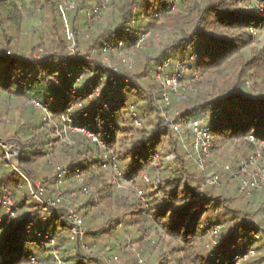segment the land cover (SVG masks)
Returning <instances> with one entry per match:
<instances>
[{"label": "trees", "instance_id": "trees-1", "mask_svg": "<svg viewBox=\"0 0 264 264\" xmlns=\"http://www.w3.org/2000/svg\"><path fill=\"white\" fill-rule=\"evenodd\" d=\"M75 2L64 32L59 0H30L33 9L46 15L50 28L36 48L47 43L51 50L32 57L5 54L12 43L9 30L20 27L23 9L15 0H0V95L38 101L52 121L44 124L42 111L30 104L0 106V139L20 144L17 163L29 180L7 161L0 146V187L10 191L15 213L9 219L0 204V264H56L54 248L62 264H106L107 260L87 254L70 239L66 200L72 201L82 219L91 218V211L98 209L107 213L99 227H85L86 248L99 238L113 236L123 225L116 212L129 207L128 220L139 226L136 243L143 244L149 223L161 243L181 245L170 249L174 264H215L216 260L233 264V254L250 248L255 255L246 264H264V242L257 243L260 234L264 240V209L258 206L242 215L230 206V198L205 184L191 168L178 132V126L202 119L211 132V152L227 140L248 136L264 140L260 138L264 133V44L252 47L249 32V28L264 29V0H110L113 17L100 24L99 13L87 0ZM89 17L98 22L90 35L91 23L85 24ZM158 31L169 33L161 48L136 47L142 34ZM67 32L74 42L72 54L65 49ZM106 47L113 51L106 53ZM135 52L133 64L121 55ZM106 54L116 55L114 66L103 62ZM172 57L175 68L199 76L193 83V99L184 100L156 78L157 72L163 75L173 69ZM96 88L98 95L88 98ZM163 93L168 94V103ZM56 98L59 106L53 104ZM65 114L68 122H62ZM68 123L94 131L112 150L120 177L102 168L104 150L84 136L68 132L73 143L61 142L59 134L63 136ZM49 155L66 170L64 180L72 182L60 190L59 206L43 211L31 191L46 197L55 189L57 171L41 161ZM113 177L138 184L142 197L128 203L127 197L116 192ZM143 201L146 208L141 206ZM214 226L219 227L215 244L210 242ZM237 230L242 231L240 239L248 242L245 250L237 244ZM45 236L55 241V247ZM204 238L207 257L198 251ZM120 247L116 246L118 252ZM119 254L121 264H138L134 254ZM158 264H170V258L162 257Z\"/></svg>", "mask_w": 264, "mask_h": 264}, {"label": "rangeland", "instance_id": "rangeland-1", "mask_svg": "<svg viewBox=\"0 0 264 264\" xmlns=\"http://www.w3.org/2000/svg\"><path fill=\"white\" fill-rule=\"evenodd\" d=\"M18 4H20V8L23 9V19L21 21L20 27L18 29L10 28L9 34L12 39L10 52L11 53H23L25 55H29L32 57H39L43 53H50L51 50H49V46L47 43H43V47L37 49V45L39 44L40 40L42 38H45V34H47L49 28L46 15H41L38 11V9H33L32 5L30 3V0H15ZM74 5H76L75 0ZM97 0H87L88 5L90 7L94 6L95 2ZM260 13L262 10H259ZM72 14V11L67 14V17L62 20V28L64 32H66V28L69 25V18ZM173 14V13H172ZM89 15H87L88 18ZM113 17L111 9L107 6L106 10H102L99 15V24L104 22L111 21ZM94 20L89 17V19L85 20V24L91 23V25L88 27V34L90 35L94 31V27L98 24V22H93ZM66 35V34H65ZM169 36L168 31H158V32H151L149 33V38L147 41H145L142 46L148 47L150 45H153L155 48H161L163 44L166 42L167 38ZM253 38L252 47H261L264 44V29L261 31H255V34H251ZM67 38V45H66V53L72 54L74 50V42L72 39V35L67 32V35L65 36ZM1 49V46H0ZM137 53H129V54H121L124 57V61L128 64H133L134 60L133 57ZM116 55H112V58H109L108 54L106 56H103V62L106 64H112L113 65V57ZM93 57H95L93 55ZM173 60H171L174 63L173 69H167L165 70V73H160V77H169L173 73H177L176 77V91L174 92L177 95H181V97L186 100L187 97L193 99L195 95V91L193 88V83L196 81L198 82V75L194 74L191 71H184L180 69H175V63L176 59L175 57ZM7 63H10L8 61ZM7 63H3L2 66H4ZM114 66V65H113ZM164 72V71H163ZM189 72H191L189 74ZM226 72V71H225ZM165 75V76H164ZM167 75V76H166ZM219 77V79H221ZM201 84V83H200ZM246 85L249 87L251 86L249 82H246ZM180 88V90L178 89ZM184 91V92H182ZM188 92L189 95H186L185 93ZM55 103L54 105L59 106L61 104V101L59 99H54ZM51 104V107H54V105ZM29 105V103L25 100H18L14 98H7L5 95H0V106L4 107H20ZM41 110V109H40ZM42 111V110H41ZM44 111H42L43 113ZM44 115V113H43ZM51 123V121H50ZM180 134L183 136V142H184V148L187 150H191V144L193 142V135L191 133V125H184L181 127L178 126ZM186 136V138L184 137ZM264 137V133L262 132L260 134V138ZM72 136L68 134V131H66V134L61 138V142L66 145H71L73 143ZM7 141V140H6ZM17 143L13 141H7L1 148L3 149L4 153L6 152V149L8 146H10V151H15L16 154L19 152V147L16 145ZM184 148H182L184 151H186ZM8 150V149H7ZM256 152H261V154L264 155V140L255 138V141H251L249 137L245 139H234V140H227L225 142H222L219 144L213 152H209V156L205 159L204 163V169L200 170L196 167L195 161L192 158H188L191 161V168L196 169L200 173L203 179L205 180L207 177H210L212 175L218 176V185L215 186L216 189L220 192H222L225 196L230 198L231 203L230 206L233 209H236L238 211H241L242 215L243 213L247 211H253V209H256L258 206L262 207L264 209V201L261 195L263 194L262 191L253 194L250 198L243 196L239 197L240 193L238 192V184L236 181V178L234 175L238 172L239 165L250 155ZM10 157V160L12 157ZM42 162H46L47 166L51 165L49 164L50 161L55 167H59L58 164H56L55 159L52 155H49L48 157H45V159L41 160ZM52 168V167H51ZM108 172L111 173L109 170ZM109 176V175H108ZM155 176V175H154ZM72 181H65L63 179L62 183L58 185V190H62V187H66V185L71 184ZM205 182V181H204ZM115 183V182H114ZM116 183H118V186H116V192L126 200H128V203H135L138 200V189H141L138 184H133L128 181H125L124 179H117ZM56 188V185H55ZM92 190V187H91ZM264 190V188H263ZM137 193V194H135ZM140 196V195H139ZM144 202V201H143ZM142 202V203H143ZM142 207L146 208L147 203L144 202L141 204ZM110 208L114 210V206L110 205ZM115 211V210H114ZM132 211V208L127 207L126 209L118 210L116 214L118 213L119 216L122 219V226L118 227L116 229V232L113 236L108 238H99L96 243L93 246H90L89 248H86L84 245V235L82 238V243L79 245L80 248H84V251L87 254H90L91 256H99L106 261V264H121L118 260V257L121 256V254L124 255V257H129V254H134L136 258H138V264L141 263H151V264H158L160 259L162 257H169L170 258V264L173 263V257H175L173 254L170 253V249L174 247L175 249H179L181 245L176 241H167L168 239L165 238V244L161 243V240H159L158 236L155 235V226H150L149 223L146 225L145 230L146 233L143 244L136 243V239L139 237V232H137V228L139 226L133 225L130 223V221L127 218V214H129ZM262 210V214H263ZM96 214V215H95ZM107 213L100 209L91 211L92 217L90 218L88 216L87 219H82V225H83V231H85V227L89 226L91 228H97L101 224V221L105 218V215ZM231 214V213H230ZM230 214H226L227 216ZM94 215V216H93ZM127 219V220H126ZM140 225V224H139ZM143 227V226H141ZM142 229V228H141ZM243 236L242 231L237 230L236 231V238H237V244L240 249H244L248 247L247 241H242L240 238ZM258 238V237H257ZM144 242L146 243L144 245ZM264 240L261 238V234L259 235V239L257 240V243L263 244ZM206 238L202 240L200 243V248H198V251L200 252V255L203 257H207L208 249L205 246ZM121 245L119 252L117 251L116 246ZM254 245V244H253ZM87 250V251H86ZM231 254V253H230ZM167 255V256H166ZM229 255V254H228ZM107 258V259H106ZM215 264H223L220 260L214 261ZM58 264V263H56ZM86 264H92V263H86Z\"/></svg>", "mask_w": 264, "mask_h": 264}, {"label": "built area", "instance_id": "built-area-1", "mask_svg": "<svg viewBox=\"0 0 264 264\" xmlns=\"http://www.w3.org/2000/svg\"><path fill=\"white\" fill-rule=\"evenodd\" d=\"M109 1L110 0H97V2L93 6L94 12L100 13L102 10H106ZM58 8L60 13L62 14V17L65 19L66 15L74 10L75 5L73 0H59ZM259 10L263 11V8L260 6ZM249 32L250 34L253 35L255 34V30L253 28H249ZM148 38H149V32L142 34L140 36V39L136 47L139 48L145 41L148 40ZM111 51H113V49H111L110 47H106L105 49L106 53H110ZM5 54L11 55L12 53L10 51H6ZM169 61L170 59L167 60V63H169ZM175 69L177 71V67ZM176 75L177 73H173L169 77L162 78L160 77V72H157L156 78L159 80L160 84L164 88L169 89L171 92H175L177 90ZM111 87L114 88L115 85L113 84ZM97 95H98V88H96L93 93L89 94L88 98H92ZM168 99H169L168 94L163 93V100L165 103H168ZM28 103L34 108L41 109L42 111H44L43 112L44 124L50 123L51 119L44 105L34 100H31ZM132 115H134V112H132ZM68 117L69 116L67 114L62 115L61 116L62 122H68L69 121ZM69 124L70 123H68V125L63 126V131H62L63 136L66 134V131L71 133H78L84 136L90 142L101 147L104 150L102 168L107 171L110 170L111 172L116 173L120 177L112 150L104 146L103 142L97 137L94 131L85 128L83 126H71ZM190 125L192 129L193 142L191 144V150H187V149L185 150L187 152L188 157L192 158L195 161L196 167L199 168L200 170H203L205 159L209 156V152H210L211 132L210 129L207 127V125L204 124V121L202 119H194L191 121ZM175 130H177V127H175ZM59 136L60 139L63 137L61 133L59 134ZM248 137L250 138L251 141L253 142L255 141L254 137L252 136H248ZM4 144L5 142H3L2 139H0V146H3ZM7 147L8 150L6 149L5 152L7 161L10 162L13 165L14 169H16V171L22 175L20 169L17 168L10 160L11 156L17 155L16 152L10 151V146L7 145ZM155 158L156 155H154V160ZM49 164L51 165L52 169L57 171L56 188L51 192L49 196L46 197L43 196L42 193L40 194L31 191V194L34 197V199L41 204L43 211H47L50 207L59 206L62 195L60 190H58V185L62 183L64 177H67V172L65 169L55 167L51 163V161ZM22 176L29 183L27 177H25L24 175ZM76 177L78 180L81 181V178H79L78 175ZM234 177L236 178L238 184V192L243 194L244 196L250 198L253 194L262 191V189L264 188V155L261 154V152L260 153L256 152L248 156L239 165L238 172L234 175ZM117 179L119 178L113 177V182H115V184L118 186V183H116ZM142 179L145 182L148 181V178L146 177L145 174L142 176ZM204 181L205 184L210 186H217L219 183L217 175H212L210 177H207ZM36 187L38 188L39 185L36 184ZM71 194L72 196H75L73 192ZM138 194L141 196L140 191H138ZM71 202H72L71 200H66V206H65V214L70 223V239L75 243L81 244L84 235L82 219L72 207ZM0 204L4 209V211L6 212L7 217L9 219H12L15 214L13 210V200L11 198L10 191L7 190L4 186L0 187ZM263 215H264V211H263ZM218 230H219L218 226H214V228L212 229L210 242L213 244H215V237L218 233ZM254 236L257 238L258 234H255ZM44 238H46L48 242L52 246H54L55 241L52 238H48L47 236H45ZM54 249L55 250L53 253L56 262L58 264H62V262L59 260L57 256V248ZM254 255H255V251L250 248L243 254H238V253L233 254L230 261L233 264H246V262H248V260L251 259ZM33 262L35 261L33 260Z\"/></svg>", "mask_w": 264, "mask_h": 264}, {"label": "water", "instance_id": "water-1", "mask_svg": "<svg viewBox=\"0 0 264 264\" xmlns=\"http://www.w3.org/2000/svg\"><path fill=\"white\" fill-rule=\"evenodd\" d=\"M3 142H7L6 140H3ZM18 147H19V150H20V144H18ZM19 153V152H18ZM18 155V154H17ZM17 155H15L14 157H12V159H11V162L17 167V168H20L19 166H18V163H17Z\"/></svg>", "mask_w": 264, "mask_h": 264}, {"label": "crops", "instance_id": "crops-1", "mask_svg": "<svg viewBox=\"0 0 264 264\" xmlns=\"http://www.w3.org/2000/svg\"><path fill=\"white\" fill-rule=\"evenodd\" d=\"M20 5V4H19ZM22 9V8H21Z\"/></svg>", "mask_w": 264, "mask_h": 264}]
</instances>
